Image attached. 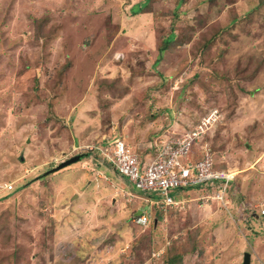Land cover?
Segmentation results:
<instances>
[{
  "label": "rangeland",
  "instance_id": "obj_1",
  "mask_svg": "<svg viewBox=\"0 0 264 264\" xmlns=\"http://www.w3.org/2000/svg\"><path fill=\"white\" fill-rule=\"evenodd\" d=\"M140 1L0 0V264H168L188 238L183 264H264V1ZM203 122L190 154L235 173L224 201L155 204L99 149L150 162Z\"/></svg>",
  "mask_w": 264,
  "mask_h": 264
},
{
  "label": "built area",
  "instance_id": "obj_2",
  "mask_svg": "<svg viewBox=\"0 0 264 264\" xmlns=\"http://www.w3.org/2000/svg\"><path fill=\"white\" fill-rule=\"evenodd\" d=\"M206 125V122H203L197 130L188 132L181 139L162 142L158 145V153L150 162L142 160L120 137H116L110 146H101L99 149L119 173L127 177L136 188L159 194L162 199L153 197L155 204L174 203L179 200L172 196L174 189L193 185L213 188L214 198L218 202L224 201L235 173L215 167L213 151L206 142L201 145L199 159L194 160L190 154V149ZM160 207L162 206H154ZM261 211L264 213V208ZM145 219L144 215L138 218Z\"/></svg>",
  "mask_w": 264,
  "mask_h": 264
},
{
  "label": "trees",
  "instance_id": "obj_3",
  "mask_svg": "<svg viewBox=\"0 0 264 264\" xmlns=\"http://www.w3.org/2000/svg\"><path fill=\"white\" fill-rule=\"evenodd\" d=\"M262 1H264V0H262ZM262 1H260V2H262ZM148 2H149V0H142L140 2H137V4H134L131 7L133 14H139V13L146 12V7H147ZM175 38H176V34L174 32H171L167 35H162V40L158 44V48H157L158 49V56L155 60L156 64L159 63L160 60L163 59L166 51L172 52L175 49L174 48L175 46H172V41H174ZM109 83H110V81L107 82V84H109ZM170 112L172 115V110H170ZM231 187H232V185H231ZM133 188H135L139 192L141 191L142 194L149 195V197H152V198L153 197L156 198L157 196H160L159 194L155 195L153 193H150V191H144V190L138 189L135 186ZM178 188H180V187H178ZM190 241H191V239L188 238L187 243L183 244L181 247L177 243H173V244L169 245V247H168L169 256L167 253L168 264H183V258H184L185 252L189 251V249H192V247H190L191 244H194L193 249H195V246L197 243L196 240L192 241L191 243H190Z\"/></svg>",
  "mask_w": 264,
  "mask_h": 264
},
{
  "label": "crops",
  "instance_id": "obj_4",
  "mask_svg": "<svg viewBox=\"0 0 264 264\" xmlns=\"http://www.w3.org/2000/svg\"><path fill=\"white\" fill-rule=\"evenodd\" d=\"M156 141V140H155ZM157 142L158 141H156L155 142V145L157 144ZM156 147H158V146H156ZM156 147L154 148L155 149V153H156ZM110 164V163H109ZM111 165V164H110ZM109 170H111V171H113L114 173H116V174H118L121 178H123L124 180H126L127 181V183H131V182H129L122 174H120L119 172H118V170L113 166V165H111V168H109ZM122 179V180H123ZM188 187H196L197 189H195V190H193V191H196V192H200V191H208V190H212V191H214V189L213 188H209V189H207V188H205V187H203L202 185H193V186H188ZM188 187H180V188H177V189H174L173 191H172V196L175 198V199H180L182 196H184V195H186V192L184 191V189L185 188H188ZM99 190H97V192H98ZM84 193H86L87 194V191H83ZM94 192V191H93ZM96 192V191H95ZM141 192V191H140ZM189 193V192H188ZM141 194H142V192H141ZM153 194H155V195H157V193H153ZM95 197V196H94Z\"/></svg>",
  "mask_w": 264,
  "mask_h": 264
},
{
  "label": "water",
  "instance_id": "obj_5",
  "mask_svg": "<svg viewBox=\"0 0 264 264\" xmlns=\"http://www.w3.org/2000/svg\"><path fill=\"white\" fill-rule=\"evenodd\" d=\"M84 154H76L74 156H71L70 158H67L66 160H63L62 162H60L57 166L53 167L52 169L48 170L46 173H51L54 172L56 170H59L77 160H79ZM250 260H251V253L249 251L244 252L243 255V264H250Z\"/></svg>",
  "mask_w": 264,
  "mask_h": 264
},
{
  "label": "clouds",
  "instance_id": "obj_6",
  "mask_svg": "<svg viewBox=\"0 0 264 264\" xmlns=\"http://www.w3.org/2000/svg\"><path fill=\"white\" fill-rule=\"evenodd\" d=\"M159 144L161 145L162 142H159V141H158L157 144L155 145V147L158 146ZM157 148H158V147H156V150H157ZM157 153H158V150H157L156 154H157ZM138 155H139V154H138ZM139 156H140V155H139ZM104 157H105V155H104ZM140 158H141V157H140ZM141 159H142V158H141ZM105 160L111 164V162H110L106 157H105ZM111 165H112V164H111ZM118 172H119V171H118ZM120 174H121V173H120ZM123 176H124V175H123ZM124 177H125V176H124ZM125 178L127 179V177H125ZM127 180H128V179H127ZM128 181H129V180H128ZM129 182H130V181H129ZM131 183H132V182H131ZM152 199H153V198H152ZM152 199H151V200H152ZM155 199H157V198H155ZM161 199H162V198H161ZM151 200H150V202H151ZM217 202H218V201H217ZM152 212H153V211L150 212V215H152ZM138 215H139L138 218H140V216H143V215H144V216L146 217V219H145V220H138V219H137V220H136L137 223H139V224H146L147 221H149V222L151 223V220H150V218H149L150 215H147L144 211L142 212V211L140 210V212H139ZM151 217H152V216H151Z\"/></svg>",
  "mask_w": 264,
  "mask_h": 264
}]
</instances>
